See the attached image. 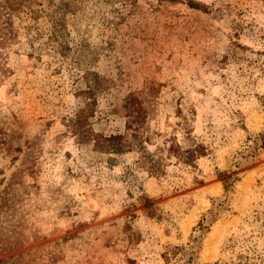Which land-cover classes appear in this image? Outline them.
Here are the masks:
<instances>
[{
  "label": "rangeland",
  "instance_id": "1",
  "mask_svg": "<svg viewBox=\"0 0 264 264\" xmlns=\"http://www.w3.org/2000/svg\"><path fill=\"white\" fill-rule=\"evenodd\" d=\"M197 1L207 11L37 0L51 8L39 31L64 13L70 49L10 53L0 74V191L23 169L0 212V264H185L164 254L190 243V264H264V0ZM86 70L101 83L93 131L129 135L131 97L158 173L138 166L136 147L78 143L68 124L86 102ZM171 142L205 154L183 163Z\"/></svg>",
  "mask_w": 264,
  "mask_h": 264
},
{
  "label": "trees",
  "instance_id": "2",
  "mask_svg": "<svg viewBox=\"0 0 264 264\" xmlns=\"http://www.w3.org/2000/svg\"><path fill=\"white\" fill-rule=\"evenodd\" d=\"M170 2L177 0H168ZM37 0H0V74L8 75L11 70L7 65L10 53L25 52L28 56H40L42 49L55 54L64 56L70 49L66 41L67 27L64 13L50 14L49 28L45 34L38 29V18L46 17L49 9L43 8ZM55 9L68 10V4L63 2L55 4ZM186 4L194 9L207 11V6L197 0H186ZM52 7V6H51ZM52 9V10H53ZM51 10V11H52ZM45 37V40L38 41ZM27 48V50L25 49ZM92 76V77H89ZM86 80V89L84 90L86 102L83 107L78 109L71 118H69L68 127L76 137L80 144H91L92 149L97 152L122 154L132 150L134 147L140 150L141 157L137 160L139 167H146L150 173H158L160 171L156 161L153 160L151 153L145 149L143 143L148 137H143L141 130L140 117L143 108L139 105L131 106L128 98V119L126 121V129L130 130L129 135L125 134H109L104 135L95 133L90 124V117L94 115L95 92L101 86L99 76L94 71L86 70L84 76ZM192 148H183L178 144L170 143L168 152L176 153L178 159L186 164H191L194 160L205 154V147L198 142H193ZM22 170L14 172L8 183L0 191V212L9 206V189L15 184L22 181ZM231 174H227L224 178V187L228 188L232 179ZM146 201V200H145ZM145 203V202H144ZM148 211L155 212L150 202L147 203ZM194 243L187 246H175L173 249L165 252L166 261L171 259H185V264H190L193 260ZM176 264H182L179 261Z\"/></svg>",
  "mask_w": 264,
  "mask_h": 264
}]
</instances>
